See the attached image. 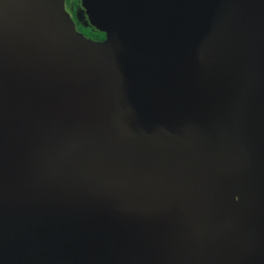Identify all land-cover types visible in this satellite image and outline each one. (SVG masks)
<instances>
[{"label":"water","instance_id":"obj_1","mask_svg":"<svg viewBox=\"0 0 264 264\" xmlns=\"http://www.w3.org/2000/svg\"><path fill=\"white\" fill-rule=\"evenodd\" d=\"M0 0V264H264V0Z\"/></svg>","mask_w":264,"mask_h":264},{"label":"flooded vegetation","instance_id":"obj_2","mask_svg":"<svg viewBox=\"0 0 264 264\" xmlns=\"http://www.w3.org/2000/svg\"><path fill=\"white\" fill-rule=\"evenodd\" d=\"M74 1L75 0H72V2H71L72 6H69V4L66 0V7L71 12V15H72L73 19L75 20V23H76L78 30L81 31L82 33H84L83 29L79 25L81 24L85 27H89L91 24L87 20L88 19L87 13L86 12L84 13L83 10L80 9V1H79L78 5H75V6L73 5ZM76 8H78L77 13H76ZM78 14L80 15V17H78ZM105 37H106V34H105ZM105 37L103 39H101V41L104 40Z\"/></svg>","mask_w":264,"mask_h":264},{"label":"trees","instance_id":"obj_3","mask_svg":"<svg viewBox=\"0 0 264 264\" xmlns=\"http://www.w3.org/2000/svg\"><path fill=\"white\" fill-rule=\"evenodd\" d=\"M69 6H72V0H67ZM79 3V0H75L73 5H78ZM82 29H83V32L86 36L92 38V39H95V40H101L105 37V32L104 31H101L99 29H96V27H94L93 25H90L89 27H85L83 25H79Z\"/></svg>","mask_w":264,"mask_h":264},{"label":"rangeland","instance_id":"obj_4","mask_svg":"<svg viewBox=\"0 0 264 264\" xmlns=\"http://www.w3.org/2000/svg\"><path fill=\"white\" fill-rule=\"evenodd\" d=\"M79 1H80V9L83 10V12L85 13L86 11L84 10L83 1L82 0H79ZM77 11H78V8H76V13H77ZM68 12L71 14V12L69 10H68ZM78 17H80L79 14H78ZM87 20L89 21V19H87Z\"/></svg>","mask_w":264,"mask_h":264}]
</instances>
